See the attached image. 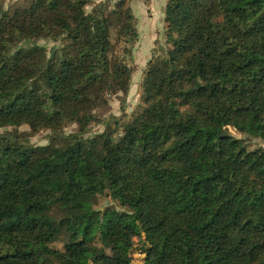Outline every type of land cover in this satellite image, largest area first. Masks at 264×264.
Segmentation results:
<instances>
[{
	"label": "trees",
	"instance_id": "1",
	"mask_svg": "<svg viewBox=\"0 0 264 264\" xmlns=\"http://www.w3.org/2000/svg\"><path fill=\"white\" fill-rule=\"evenodd\" d=\"M91 1L0 18V128L79 127L45 146L0 135V264H132L134 248L147 264H264V148L228 131L264 142V0H168L171 46L149 62L145 108L118 136L86 137L132 78L112 30L138 40L126 0L87 13ZM39 39L62 45L20 48Z\"/></svg>",
	"mask_w": 264,
	"mask_h": 264
},
{
	"label": "rangeland",
	"instance_id": "2",
	"mask_svg": "<svg viewBox=\"0 0 264 264\" xmlns=\"http://www.w3.org/2000/svg\"><path fill=\"white\" fill-rule=\"evenodd\" d=\"M119 1L121 0H92L85 9L87 13H90L99 7L105 8L106 11H112ZM31 2L32 0H0V18L4 12L13 11L15 8H25ZM149 2L150 0H126L125 6L131 9L137 22L136 14H138L139 10L142 8V4L145 7V12L148 14L150 13V10H148ZM167 3L168 0L164 5L162 19H154L156 20V26L154 27L159 31L156 41H152L153 38L155 39L154 35L151 36V40L150 36H143V38L140 39L138 33V40L132 46L127 37L120 35L117 30H112L111 39L114 47V54L116 56L124 58L125 48H132V57L131 60H129V63L133 68L132 78L129 90L126 94L123 92L105 93V102L101 103V105L94 110L93 115L95 116V119L88 126L85 135L86 137H92L102 133H114L118 136V134L120 135L123 131V125L132 120L134 116L141 113L145 108L146 105L143 101V78L148 69L149 62L164 57L171 46L168 40L165 14ZM141 12L142 11H140V14ZM151 13L153 12L151 11ZM109 16L115 18L113 15ZM152 30H154L153 26ZM36 45L43 47L47 51L48 56H50L54 49L59 48L62 44L61 42H53L49 39H39L23 41L20 48L26 52ZM78 129L79 127L76 123H70L65 125L59 131L43 129L33 132L29 125L24 124L19 127L8 126L0 128V135L4 137L12 136L24 143L32 144L34 146H45L48 145L54 137L69 136L76 133ZM228 131L234 137L244 140L250 149L257 147L264 148V142L260 139H255L246 134H242L233 127H229ZM95 208L101 211H104L107 208L117 210L122 209L119 203L109 196H98ZM65 241L66 237L62 236L57 242L53 243L52 246L56 249H62ZM97 246L101 247L102 244L98 242ZM131 263L147 264L146 254L141 252L140 249H131Z\"/></svg>",
	"mask_w": 264,
	"mask_h": 264
},
{
	"label": "crops",
	"instance_id": "3",
	"mask_svg": "<svg viewBox=\"0 0 264 264\" xmlns=\"http://www.w3.org/2000/svg\"><path fill=\"white\" fill-rule=\"evenodd\" d=\"M166 1L167 0H150L149 6H148V10H150L149 14L145 12V7L143 6V4L141 6L142 8L139 10V13L136 14L135 12L136 17H137V30H138L140 39H142L143 36H147V37L150 36V40H151V36L154 35L155 39L153 38L152 41L157 40L156 38L158 37L159 31H157L154 27L156 26V20L154 19L155 18L162 19V15L164 13V5ZM140 11H142L141 14H140ZM151 11L153 13H151ZM152 26L154 30H152Z\"/></svg>",
	"mask_w": 264,
	"mask_h": 264
}]
</instances>
